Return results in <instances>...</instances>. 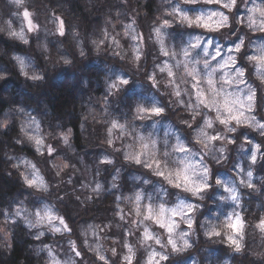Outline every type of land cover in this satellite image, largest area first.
<instances>
[{"label":"trees","instance_id":"16d2710c","mask_svg":"<svg viewBox=\"0 0 264 264\" xmlns=\"http://www.w3.org/2000/svg\"><path fill=\"white\" fill-rule=\"evenodd\" d=\"M23 7H27L40 20L47 19L45 25H48L52 18L55 21L54 30L51 29L49 35L45 36V41L49 43L52 50L49 53L51 56L47 57L35 53L36 43L33 36V42L28 47L19 44L17 40L6 35L9 30L7 28L8 24L15 23L19 8L14 9L9 0H0V27L5 29L4 32H0V73L5 77L0 79V116H3L10 108L23 107L31 115L40 119L43 111L50 110L51 114L63 118L65 127L72 126L75 132L76 152L68 159L75 166V170H69L64 174L65 183L61 185L58 191V195L63 198L57 204V207L60 208V215L64 217L66 224L71 231H75V234H79L81 226L84 227L88 223L96 225L100 229H106L110 226L108 229L114 232L119 230L122 234L125 223L118 218L120 214H116L115 206L119 207L123 200L121 198L116 199L115 204L112 196L125 194L130 196L128 193L133 192L130 186L134 181L130 180L132 175L129 172L132 168L122 162L121 155L114 152L112 146L104 143L106 133L102 125L89 123L86 137L81 135L78 125L81 120L80 114L85 113L89 107L95 111H103L101 104L105 98L108 101L109 112L116 116L119 122L131 120L134 106L131 103L126 104L127 100L122 89L117 94L113 91L114 94L109 95L106 91L105 77L112 72V69H119L122 70L120 72L122 75L129 77L126 76L129 80L134 76L137 78L141 76L144 80L147 72L151 71L150 59L155 54L154 49L149 48L148 41L152 40L150 22L156 21L154 16L157 10L155 0H104L103 3L100 0H26ZM57 17H59V20ZM133 19H135L138 31L143 35V41L147 42L144 57L140 59L137 71L130 63L125 64L121 61L117 65H112V62H110L112 59L115 61L116 57L130 54V46L105 48L101 46L100 42L98 49L93 44L94 40L103 39L102 32H108L110 35L117 32L115 34L116 38L121 35L125 45L131 43L124 36V25L126 22H132ZM60 20H63L65 25L63 36L57 31ZM114 24L117 26L118 31L114 29ZM76 39H79L86 53L84 57H80L75 48ZM62 41H67V43H62ZM52 52L54 54H51ZM65 52L71 53L70 58L73 60L71 65L58 62V57L65 54ZM147 53L150 54L149 64ZM13 54L30 58L32 63V69H30L36 70L38 74L42 75L43 80L33 82L23 75L19 66L12 59ZM50 58L52 59L50 60ZM84 76L88 77L87 87L82 86ZM139 81L141 80L139 79ZM133 82L130 81L127 85L130 86ZM123 89H126L125 86ZM152 89L154 90L153 87ZM131 90V87H129L125 95L128 96ZM132 94L137 96L135 95L136 91ZM170 97L172 102L173 98ZM162 103L164 102L162 101ZM164 104L165 107H169L168 104ZM17 126L10 133L0 137V148L10 140L11 136L18 132ZM242 131L233 133V135L245 134L247 136L246 132ZM240 145L239 141L228 144L226 155L230 159H228L227 165L234 161V158L235 161L238 157L243 158ZM52 146L56 147V143L52 142ZM16 147L19 148L20 146ZM25 151L29 156L35 155L33 149L25 148ZM108 154L113 156L115 167L108 164H99L100 157ZM258 154L261 155V158L252 169L254 172L252 183L254 189L252 190H257V194L252 195L251 192H248L246 194L248 200L243 197L238 207L239 215L244 223L242 232L244 246L241 251H227V253H224V251L215 250V243L212 238L204 235L199 220H196V214L199 212L203 215V209L209 208L210 203H212L209 194L206 193L204 196L208 199L194 214L195 228L194 239L190 243L191 247L184 252L167 256L168 259L163 264H180L182 262L220 264L226 257L231 260L232 264H264V233L256 227L261 218H264V147L259 150ZM97 164H99V180L105 185L112 177L115 168L120 167L117 188L111 191L106 190L100 196H93L90 201L85 200V196L90 194L88 190L78 187L76 183L68 184L66 181L76 179L77 176L80 177L79 172L83 167L91 168L93 172H97ZM209 167L211 173H214V168H220L218 165L211 163ZM5 169H7V165H0V189L11 192L17 187L18 174L13 170L10 176L9 171ZM47 178L53 179V176L50 174ZM139 187L141 186H137V188ZM242 192L244 193V190ZM125 207L128 208L126 204ZM212 210L215 212L216 208ZM212 210H210V213ZM3 216L4 213L0 212V221H2ZM129 227V232L135 231V226L131 227L129 225ZM27 231L21 223H12V253L11 255L7 253L0 254V264H19L21 260L24 261V264H36V257L31 254L30 245L46 244L48 247L54 248L58 244L66 242V240L62 242L61 238L58 239L48 235L36 240L32 236L25 235ZM72 242L74 241L72 240ZM78 252L81 254L79 250ZM41 255L49 259L47 252ZM213 256H215V259ZM76 259L77 264H82L81 261L84 257H76ZM95 261L97 262V259ZM113 261L110 259L111 264H116ZM97 263L103 264L102 262Z\"/></svg>","mask_w":264,"mask_h":264},{"label":"clouds","instance_id":"9594fccd","mask_svg":"<svg viewBox=\"0 0 264 264\" xmlns=\"http://www.w3.org/2000/svg\"><path fill=\"white\" fill-rule=\"evenodd\" d=\"M11 3H14L18 8L24 6L26 0H10ZM101 3L104 0H100ZM223 3L227 4V7H222V10L212 11V19L218 25V27L211 29V31L219 32L220 29H228L231 26L232 22L243 24L244 28L251 30L255 33L264 32V0H223ZM251 5V6H249ZM237 7H243L246 9L245 15L242 19L237 20L235 18L234 9ZM254 22V23H253ZM135 24V19L131 23L125 24L124 35L131 36L130 27L133 28ZM34 25L33 31L36 30V25ZM8 31L6 35L15 40L22 41L24 44H28V37L21 31H13L12 25L8 24ZM5 29L0 27V32H4ZM12 33H15L13 35ZM107 33V36L105 35ZM127 33V34H126ZM78 35V34H77ZM109 33L104 32V37L107 39ZM220 35L228 38L227 33L220 32ZM76 37L74 36V39ZM201 40L203 37H200ZM250 39L247 33L241 39L244 41ZM261 43H264V37H258ZM211 41V40H209ZM93 44L99 49L100 41L94 40ZM119 47V45H116ZM142 48V45L140 46ZM76 50L79 52L80 57L86 55L83 47L80 44L79 39H76L75 44ZM258 49V48H257ZM255 49V51L257 50ZM137 48L133 47L131 49L133 56L131 62L135 65L137 60ZM49 43L44 40H39L35 44V53L38 55H48L51 52ZM71 53L65 52V54L58 57V62H62L64 65H71L73 63L72 58H70ZM251 56V55H249ZM15 57L23 56L19 54H13L12 59L15 61L16 65H19L18 61L14 59ZM124 58L123 56L121 57ZM35 59V58H34ZM244 60L247 64V68H244L245 73L249 72L250 77L254 83H257L258 87L264 88V76L257 74V65L255 61H250L247 57H244ZM20 68V66H19ZM30 64L25 62L24 73L28 76L39 75L43 80V76L38 74L36 70L29 71ZM21 71V70H20ZM111 71L117 73L116 79L111 83L107 84L106 91L109 95H113V88L109 86L113 83H116L120 79L119 73L122 70L112 69ZM25 75V74H23ZM26 76V75H25ZM169 77V76H168ZM4 75L0 73V79H4ZM243 77V79H245ZM128 80V79H127ZM36 82L35 80H32ZM129 82V80H128ZM88 77L84 76L82 80V86L87 87ZM107 83V81H106ZM167 84L171 96L174 98L172 100V107L182 108L184 112L190 114L191 120L179 119V114L175 119H170L164 121L168 126L175 127L176 124L187 125V129H180L181 137L183 142L179 143L183 147L187 145L188 151L184 153V157L180 160L175 159V153L177 152V144L171 143L170 139L163 140L165 150L159 151L157 149L156 140L151 138V134L148 136L141 135L140 129L138 127H132V122L134 120H143L147 121L152 119V116L139 115L137 111L133 114L131 120H127L124 123L119 122L116 116L109 112L107 107L108 101L105 100L102 102L101 107L103 111H95L93 108L89 107L85 113H81V120L79 122V129L82 136H87V126L89 123L93 125L99 124L104 127L106 133L104 143L110 146L115 142L121 139H124L125 142L121 144L120 148L113 149L114 152L121 153L120 158L123 162L131 165H141L145 167L147 164H151L153 160H160L161 163L167 165L169 170L180 167V161L186 160L189 161L191 157L199 156L200 160L197 163H191L190 172H195L196 180L199 181H209L210 177V167L209 164L215 165H227V152H228V141L225 137H228L229 133H236L238 131V126H231V123L227 126L221 124L217 119V112L212 111L209 108H205L199 104L198 98L190 92V89L186 85L190 84V81L186 80V77L183 73L178 74L174 79L168 80ZM244 88H237L234 90V94L241 99H244L245 94L250 90L256 92L257 88L253 86L252 83L243 84ZM123 86L122 84H117V88ZM183 97H187L184 99ZM204 109H209L208 112H205ZM166 114V109L163 107L162 113L159 117H162ZM38 115H40L38 113ZM43 122V127H42ZM113 122H116L120 127H113ZM161 123L160 120H154L152 127H157ZM18 124V132L11 136L10 140L0 148V165H7L9 175H12V171L18 174L19 181L17 187L14 191L7 192L3 189H0V212L4 213V218L0 221V254L7 253L11 255L12 253V223L18 222L22 223L23 226L28 230L25 232V235L32 236L36 240H40L45 236L46 232H51L53 234L61 232L55 231L56 228L52 220L49 221L44 217L45 210H49L52 215L57 217H63L60 215V208L57 207V204L63 198L58 195V191L63 183H65L63 177L66 172L69 170H75V166L68 159L69 156L75 154L76 145H75V132L72 126L65 127L64 120L61 116L51 114L50 110L43 111V115L40 116V119L37 116H33L30 112L26 111L23 107L10 108L3 116H0V137H3L6 133L16 127ZM196 125L193 127V125ZM253 130H256L254 127H251ZM187 132V135L184 133ZM261 135V133H259ZM218 136L221 139L219 140V146L215 142L211 141V137ZM179 139V138H178ZM52 142L56 143V147L52 146ZM217 142V141H216ZM147 145V147H145ZM16 146H20L17 148ZM52 149V154H49V148ZM241 148L242 145H240ZM25 148H30L34 150L35 155L29 156L25 151ZM58 150H61L58 152ZM137 153L140 155V163L137 164L136 160L133 158ZM183 153V152H181ZM55 154V155H54ZM51 157V159H49ZM108 162V165H113L115 167V160L111 154L104 155L100 163ZM102 164V163H101ZM239 166V165H238ZM147 168V167H145ZM208 169L207 174H203V170ZM155 173V168H151ZM53 176V179H48L49 175ZM99 175V174H98ZM120 177V167L115 168V174L112 175L110 181V189L117 188V180ZM253 173L248 171L246 173V179H241L239 181V187H247L249 184H252ZM34 181L32 184H28L27 181ZM221 183L216 186L223 187L224 184L220 179ZM66 183L71 184V179H68ZM145 184L149 181L145 180ZM82 188L87 189L90 193L85 196V200H91L93 196H100L103 194L106 189L102 182L98 179L92 181L89 179L88 183L81 185ZM233 190V193L236 195L237 199L234 201L236 204L240 203V195L238 192V186L235 181L232 182L230 186ZM186 191V190H185ZM188 192V191H186ZM228 193V192H227ZM228 193L227 197L220 196V200H232ZM193 197L198 200L203 201L205 199L204 195H194ZM119 200L120 197L117 196ZM233 201V200H232ZM124 202H129V197H124ZM192 205V204H191ZM201 205L196 204L195 208L200 209ZM39 213V215H37ZM123 217V216H121ZM122 219V218H121ZM192 221V218H191ZM202 227H204V235L211 229V227H221L214 223H210L207 218L202 221ZM207 226V227H205ZM182 233L179 232L175 239L183 243ZM264 233V231H262ZM82 235L85 233L82 232ZM189 235V233H188ZM187 235V236H188ZM194 235V233H193ZM241 243V249L243 248V234L238 237ZM141 243H144L142 240ZM87 244V241H85ZM182 243L179 252H184L186 249L183 248ZM167 247V245H162ZM31 254L36 257V264H60L59 261L54 259L44 258L41 254L47 252L48 257H51L52 249L48 245H30ZM240 249V251H241ZM90 250L93 252L97 251L96 247H91ZM235 251V250H234ZM239 251V252H240ZM6 259V258H5ZM19 264H24V261H20ZM65 264H74V262L69 259ZM220 264H232L229 258H224Z\"/></svg>","mask_w":264,"mask_h":264},{"label":"rangeland","instance_id":"374dc122","mask_svg":"<svg viewBox=\"0 0 264 264\" xmlns=\"http://www.w3.org/2000/svg\"><path fill=\"white\" fill-rule=\"evenodd\" d=\"M11 4L13 5L14 9L15 8L18 9V7L14 3H11ZM177 4L182 6L184 8V11L188 13L189 15H193L194 12L195 14H211L212 11L222 10L220 4L207 3L206 0H199V3L195 5H185L183 4V0H155V5L157 7L156 8L157 10L154 16H155L156 21L153 20L150 22L151 28H152V40L148 41L149 48L151 49L152 47L154 49V54H155V56H153L150 59V65L152 66V69L151 71L147 72V75H145L144 80L141 78V76L139 78L134 76V77H131L129 80L128 79L129 77L127 75L124 76L121 73H119L120 79H128L129 82L130 81H134V82L130 86L123 85L119 88L113 89V91L116 92V94L120 91V89L123 90L122 91L123 95L125 96V99L127 100L126 104L131 103L134 106L133 114L136 112L137 106L144 107V108H151L153 106H161L162 104V106L166 109V114H164L162 117L152 116V119L147 120V121L134 120L132 124V127H138L140 129L141 135L148 136L149 134H151V138L156 140L157 149L159 151L165 150V146L163 144V140L165 139H170V142L175 143V144L182 143L183 138L181 137L180 131L178 130L187 129V125L176 124L175 127H171V126H168L166 123H164V121L170 120L171 116H172L171 119H175L177 117V114H179V119L191 120L190 114L184 112L182 108L174 109L172 107L171 97H170L171 93H170L167 81L173 78L168 77L166 72H160L159 68L162 67L165 63L171 66L175 64V61L170 60L169 57H165L161 54L160 52L161 44L157 40L155 31H154L155 28L161 26L162 21L164 19H168L169 21L173 20V17L168 15V13H170L172 11V7L176 6ZM25 11H28L30 13V16L28 19L31 20L32 24L36 25L35 31L28 30V20H26L23 15ZM245 13H246V9L243 7H237L236 9H234L235 18L237 20L242 19ZM16 18L17 19L15 20V23H10L12 25L11 30L13 31L22 30L24 34L28 37L29 43L24 44L22 41H19V40H17V42L19 44H24L28 47L33 42L32 36H33V40L35 41V43H37L39 40L45 41V36H48L51 29L54 30L55 28V21L53 20V18L50 19V21L48 22L49 23L48 25H45L44 23L47 22V19L40 20V18L37 17L35 14L31 13L27 7L19 8ZM128 23H131V21L126 22L125 24H128ZM114 29L118 31L117 26L115 24H114ZM133 29H134V32L131 31L132 35H138L139 37L143 38V35L138 31L135 24L133 25ZM124 31H125V28H124ZM220 32L227 33L228 38L226 39L225 37L221 36ZM246 33L250 39L245 40V47L242 48L241 51L245 52L249 56V55L255 54V49L260 48L261 46H264V43H261L260 40L258 39V37H264V32H261V33L252 32L251 30L245 29L243 24L241 23L232 22L230 28L228 29L222 28L220 29L219 32L211 31L210 29H205L201 27L188 28L186 25H179L177 23H172L170 28L162 29V36H163V42H164L165 49H168L171 51L177 50V45L180 44L181 41L186 43L189 39V34H191L192 37H195V36L203 37V39L201 40L202 45L207 43L209 40L213 41L216 45H218L222 49L221 57H226L227 55H238L236 53H229L228 49L234 48L235 44L239 43V40L242 39ZM102 34H103L102 35L103 39L99 41L101 42V46L105 48H110L111 46L114 48H117L116 46L117 44L119 45L118 48L120 47L125 48V46H130L129 47L130 54L128 55L126 54L125 56H123L124 57L123 59L121 58L122 56H119L115 58V61L113 59L110 60V62H112V65H117L122 61L125 64L126 63L132 64L134 69H136L137 71V68L139 69L140 60L136 62L135 65L131 62V59L133 56L131 49L133 47L137 48V50L139 51L141 55V58H143L144 53H145L144 51L146 50L145 46L147 42L143 40L141 42L139 39L134 40L131 38V36L124 35L131 42L125 45L121 35H119L118 38H116L115 34L113 35L109 34L107 39H105L104 32H102ZM62 43H67V41L66 42L62 41ZM141 45H142V48L140 47ZM214 50L215 49H213L212 45H209V52H214ZM197 51L200 52L202 55V51H203L202 49H198ZM51 54H54V53L52 52ZM149 55L150 54L147 53L148 64H149ZM46 56L49 57L51 55L48 54ZM23 57L25 58V62L30 64V68H31L32 63L30 61V58H27L25 56ZM178 58L184 59V57H178ZM199 58H200L199 56H196V59H199ZM51 59L52 58H50V60ZM219 60H220V57H217L216 61H211L213 67L216 66L217 61ZM238 63L244 66V68L248 67L244 59H239ZM197 67L199 68L202 66L197 65ZM30 68H29V71L31 72L32 68L31 69ZM143 68H140V69H143ZM174 71H176V69H174ZM223 72L224 73L230 72V69L225 68L223 69ZM151 75L155 76V79L157 82L155 87L153 86L152 81L149 80L148 78ZM116 76H117V73L113 71L108 73L107 77H105L107 81L106 84L111 83L113 80H115ZM139 79L141 81H139ZM215 79L219 80V75H217ZM245 80H246V83H252L253 86L257 88L256 90L257 107L255 108L253 112H248L246 108L242 109V111H244L245 115L248 117L255 115L256 120L258 122L264 123V88L258 87L257 83H254L252 81L249 72H246ZM189 81H190V84L186 85V87L191 89L194 82H192L191 80ZM124 86L126 89H123ZM129 87H131L132 90L130 91L129 95L126 96L125 92L128 90ZM152 87L158 93L154 91ZM202 87H206V85H202ZM239 88H244V85L243 84L239 85ZM236 89H237V86L233 85L231 87L226 88V91L234 92V90ZM135 91H136L135 95L137 96H134L132 94ZM194 95L195 94L193 93V96ZM183 98L187 99V97H183ZM162 101L168 104L169 107H165V104L162 103ZM204 111L208 112L209 109H204ZM261 114L263 115L257 116ZM154 120L161 121L159 126L152 127ZM121 123H124V121ZM195 126L196 125L194 124L193 127ZM231 126H237V125L235 124V122H232ZM241 130L246 132L247 136L245 134L233 135V133H229L227 134V136L229 138L235 139L236 142L239 141L240 144L244 145L241 151V155H243V158L238 157L237 161H235V158H234V161H232L229 165H218L220 168H214L213 169L214 173H211L210 171L209 183L211 184V187L207 191L201 193V195H204L206 193L209 194V198L212 201V203H210V207L203 209V215L202 213L197 212L196 208L193 210L192 213H189V216L192 218L191 228H189L187 223L184 222V220L187 219V217H181L179 215L172 217L176 221V224H177V227L175 228V232L173 235L174 239H175V236L179 232L183 231V232L189 233V235L186 237V239L189 241V244L193 241L194 239L193 233H194V228H195L194 214L197 212L196 220H199L200 225H202V221L205 218H207L210 223H214L216 225L222 226V229L221 227H217V231H219L221 235L216 236V237H211L213 242L215 243V250H221V251H224V253H227V251H234V247L230 246L227 240V236L233 234L232 229L226 228L224 225L229 215L239 214L238 207L241 204L243 197L245 198V200H248V196L246 195L248 192H251L252 195L257 194V190H252L247 187H239V181L241 179H246V173L248 171H251L252 173H254L252 169L255 166V163L258 162V160L261 158V155L258 154L259 151H257L255 163L251 161L252 145L260 144V150H262V148L264 147V137H262L259 134V130H253L251 127H248L246 125H239L238 131H241ZM184 135H187V132H185ZM124 142L125 140L121 139L119 141H115L111 146L113 147V149L120 148L121 144H123ZM215 143L217 146H219V141ZM185 147H187V145H185ZM117 153L118 155H121V153L119 152ZM184 155H185L184 153L177 151L175 153V159L180 160L181 158L184 157ZM103 156L104 155L100 157V160ZM49 159H51V157H49ZM227 159H230V157L227 156ZM199 160H200V157L195 156V157H191L189 162L198 164ZM99 164L101 163L99 162ZM99 164H97V172H93L91 168L83 167L79 172L80 177L77 176L76 178L78 180L76 181V179H71L72 183H76L78 187L82 188L81 185L84 183H88L89 179H91L92 181H95L97 179L99 180V177H100ZM162 165H165V164L162 163ZM236 165H239V167H236ZM129 167L132 168L130 169L131 171L129 172L132 175L130 176V180L134 181L133 184L130 186V189H132L133 192L128 193L130 196H128L127 194L112 196V198H114L115 200V204H116L117 196H119L123 200V203L119 204V207L115 206L116 214H120L118 218L121 219V216H123V219H121L125 223V228H124L123 233L121 234L119 230L114 232L108 229L110 226L106 229H100L96 225H92L88 223L87 225H84V227L81 226L79 234H75L74 230L64 231L63 226L60 225L58 220L53 221V224L55 227L61 228V232H58L55 234L51 232H46L45 236L48 235V236H52L58 239L61 238L62 242L64 240H66V242L60 243L57 245V247L51 248L52 254H51V257H49L50 260L54 259V260L59 261L60 264H65L66 261L71 259L74 262V264H77L76 257H79V258L84 257V259L81 261L82 264H90V263L98 264L97 262H102L97 259L96 253L99 252L107 259L108 264H111L110 259L114 260L113 262L116 264H126V261H124L123 258L126 255H129V253H128V248H126L125 245H128L133 250L132 264L134 263L135 264H147L150 253H153V252H157L160 255H164V256H169L171 254L175 255V254L180 253V252H173L171 246L167 244L169 236H168V233L165 231V229L161 228L152 219H145V217L148 216V211H147L148 206H152L154 211H158L160 205H163V207L166 210L176 208L181 203L185 205L200 204L202 206V204H205L208 198L205 197L203 201L196 199L195 197L191 195L190 192H186L184 190L183 185L180 188L174 187L168 184L161 177L155 175L154 172L149 168H145V167H142L141 165H136V164H131ZM174 169H177V168H174ZM114 174H115V170L112 175ZM189 175L191 176V172L189 173ZM191 178L194 181L196 180V176H191ZM217 179H220L225 187L231 186L233 181L236 182L238 186V192L240 195L239 204H236L232 200H220L219 199L220 196L227 197L228 193L224 190L223 187H219L215 185V182ZM145 180L149 181V183L145 184L144 183ZM110 181H111V178L107 182L106 185L104 184L105 189L107 191L114 190V189H110ZM251 183H253V177H252ZM137 186H141V187L137 188ZM242 190H244V193L242 192ZM136 193H140L141 195V200L139 202L135 200ZM125 196L129 197L128 203L124 202ZM125 204L127 205L128 208L125 207ZM137 204H139V208L137 207ZM213 208H216L215 212H213L212 210ZM210 210H212L211 213H210ZM138 212L139 214H137ZM168 216H170V213L166 211L165 219H167ZM3 218L4 216L1 219L3 220ZM233 218H234V215H233ZM13 223H18V222H13ZM128 224L131 227L135 226L134 232H129L130 227ZM145 229H147L148 232H150L154 237L159 238L161 243L157 244L155 243V240H150V241L141 243L140 241L143 238ZM202 229L204 230V227H202ZM82 232H84L85 234L82 235L81 234ZM129 233L131 237L129 236ZM238 237L239 236H236L235 238L238 239ZM72 240L74 241V244H75V251L73 250L72 244H70V241ZM85 241H87V244L85 243ZM176 243H177V247L179 248L182 242L176 240ZM77 245L79 246L78 249H77ZM162 245H167V247L165 248ZM90 246L96 247L97 251L96 252L91 251ZM203 248L208 249L205 247ZM112 249L116 250L115 255H113ZM78 250L81 252L80 255H76V252H78ZM213 258L215 259V256H213ZM95 259H97V262L95 261ZM156 259L158 260L159 257H156ZM163 262L164 261H160V264H163ZM180 264H191V263L182 262Z\"/></svg>","mask_w":264,"mask_h":264},{"label":"snow or ice","instance_id":"6c2138e0","mask_svg":"<svg viewBox=\"0 0 264 264\" xmlns=\"http://www.w3.org/2000/svg\"><path fill=\"white\" fill-rule=\"evenodd\" d=\"M207 3H216L220 4L222 7H227L228 5L223 3V0H206ZM234 2V0H233ZM199 3V0H183V4L185 5H195ZM171 6V5H170ZM24 17L28 20V30L33 31L34 25L32 24L31 20H29L30 13L28 11L24 12ZM168 15L173 17L172 21L168 19H164L160 27L154 29L157 40L161 44L160 52L163 56L169 57L170 60H174L175 64L169 66V64L165 63L162 67L159 68L160 72H166L170 78H175L178 74L183 73L186 77V80H191L193 83L190 92L195 94L198 98L199 104L205 108H209L212 111L217 112V119L219 122L225 126L228 124L235 122L237 126L239 125H246L248 127H254L256 130H259L261 136L264 137V123H260L256 120V116L253 115L248 117L245 115V112L242 109H247L248 112H253L257 107V95L256 92L248 91L245 94L244 99L236 96L233 92H227L226 88L231 87L233 85L239 88V85L245 84L246 80L243 77L246 76L244 71V66L238 63L239 59H244L247 57L250 61H255L257 65V74L264 76V46H261L255 51V54L248 56L245 52H242V48L245 47V43L243 40H239V43L235 44L234 48L228 49L229 53H236L238 55H227L226 57H221L222 49L216 45L213 41H208L205 44H201L200 36L192 37L189 34V39L185 43L181 41L180 44L177 45V50L171 51L165 49L163 36H162V29L163 28H170L172 23H177L179 25H186L188 28L193 27H201L205 29H214L218 27V25L213 21L212 14H195L189 15L184 11V8L177 4L176 6L172 7V11L168 13ZM59 20V17H57ZM254 23V22H253ZM130 27V31L134 32V29ZM58 33L63 36L65 34V25L64 21H59V27L57 29ZM15 35V33H12ZM127 34V33H126ZM107 36V33H105ZM132 39L136 40L139 39L141 42L143 40L142 37L138 35H132ZM239 39V38H238ZM209 45H212L214 52H209ZM198 49H202V55L198 52ZM137 51V60L141 59V55L138 50ZM196 56H199V59H196ZM178 57H184V59H179ZM210 57V59H209ZM217 57H220V60L217 61L215 67H213L211 61H216ZM19 63L20 70L22 74H25L31 80L40 81L42 78L39 75L28 76L24 73L25 68V58L15 57ZM197 65H201L202 67H197ZM228 68L230 72H223V69ZM176 69V71H174ZM222 73V74H221ZM219 75V80L215 79V77ZM149 80L152 81L153 86L155 87L157 82L154 75L148 77ZM129 82L127 79H119L118 82L113 83L110 85V88L116 89L117 84L127 85ZM202 85H206V87H202ZM139 115H144L147 113L149 116H159L162 111V106H153L151 108H144L137 106L136 109ZM113 127H120L116 122H113ZM211 141L216 142L219 141L221 138L218 136H213L210 138ZM228 143H235L236 140L225 137ZM242 147L244 146L241 144ZM111 146V142H110ZM147 147V145H145ZM178 152L187 153L188 149L180 145L179 143L176 146ZM260 150V144H253L252 145V153H251V161L255 163L256 161V153ZM49 154H52L51 147L49 148ZM140 155L137 153L133 158L136 160L137 164L140 163ZM102 164H107L108 162H101ZM180 167L177 169L169 170L166 165H162L160 160H153L151 164L145 165V167L151 169L155 168V175L164 179L168 184L180 188L182 185L184 190L194 194V195H201V193L207 191L211 184L209 181H197L192 180L191 176H196L195 172H191V176L189 175L191 163L186 160H181ZM236 167H239L236 165ZM208 169L203 170V174H207ZM28 184L34 183V181H27ZM217 185L221 182L216 181ZM249 189H254L253 184L248 185ZM228 193H232L230 195V199L236 201L237 197L233 193V190L230 186L225 187L224 189ZM135 200L139 202L141 200L140 193H136ZM139 208V204H137ZM195 209V205L191 204H183L181 203L176 208L173 209H165L163 205L159 206L158 211H154L152 206H148V216L145 219H152L156 224H158L161 228L165 229L168 233L169 239L167 244L171 246L173 252H179L180 248L177 247L176 239L173 238L175 228L177 227L176 221L172 218L177 215L181 217H187L184 220L187 223L188 227H192L191 217L189 213H192ZM170 213L167 219H165V212ZM139 214V212L137 213ZM39 215V213H37ZM234 215V218H233ZM229 215L226 222L225 227L232 229L231 235L227 236V240L230 246L234 247L236 252H239L241 249V243L239 239H236V236L242 235L244 223L242 218L239 214ZM44 217L47 218L49 221L58 220L60 225L63 226L64 231H70V228L65 223L64 217H57L51 214L49 210H45ZM123 219V217H121ZM261 231H264V218H261L260 223L256 225ZM55 231H61V228H56ZM182 237H187L188 233H182ZM208 237H216L220 236L221 233L217 231V229L213 226L211 229L206 233ZM150 240H155V243L160 244L161 241L159 238L154 237L147 229H145L142 241L147 242ZM70 244L73 246V250L75 251V244L74 242L70 241ZM128 248L129 255H126L123 259L126 261V264H132L133 260V250L128 245H125ZM183 248L190 247L189 241L184 238L182 243ZM113 255H115L116 250L112 249ZM97 254V259L102 261L103 264H108L107 259L100 254ZM76 255H80L79 252H76ZM156 257H159L157 260ZM168 257L164 255H160L157 252L150 253L149 260L147 264H160V261L167 260Z\"/></svg>","mask_w":264,"mask_h":264}]
</instances>
